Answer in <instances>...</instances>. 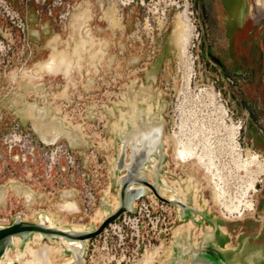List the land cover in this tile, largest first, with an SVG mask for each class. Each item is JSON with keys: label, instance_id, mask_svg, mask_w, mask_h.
I'll return each mask as SVG.
<instances>
[{"label": "rangeland", "instance_id": "rangeland-1", "mask_svg": "<svg viewBox=\"0 0 264 264\" xmlns=\"http://www.w3.org/2000/svg\"><path fill=\"white\" fill-rule=\"evenodd\" d=\"M249 1L241 28L247 0H0V226L48 216L42 223L50 226L97 227L117 204L114 162L133 115L165 124L163 196L178 191L228 220L264 217V0ZM83 17L82 35L75 25ZM53 40L58 54L76 46L70 65L42 71V63L57 66ZM28 119L45 142L60 139L46 146ZM15 132L25 142L11 152L4 138ZM33 145L69 151L76 167L58 154L50 177L44 154L23 161L22 149ZM38 236L17 239L1 264H30L31 249L50 248L49 264L71 262L60 240ZM173 237L135 253L103 249L97 238L82 264H167Z\"/></svg>", "mask_w": 264, "mask_h": 264}, {"label": "water", "instance_id": "water-1", "mask_svg": "<svg viewBox=\"0 0 264 264\" xmlns=\"http://www.w3.org/2000/svg\"><path fill=\"white\" fill-rule=\"evenodd\" d=\"M41 112L43 113L44 111L41 110ZM29 121L35 127L33 120L30 119ZM35 130L41 137V128L37 129L35 127ZM59 133L57 132L56 134ZM56 134L49 136L50 139L57 138ZM60 134V137L67 136L64 132ZM41 140L46 146L53 145L58 141L47 143L42 137ZM120 142L119 153L114 162L115 171L118 174L115 179L117 204L114 210L105 216L97 227L85 229H67L54 223L53 226H50L49 222L42 223V219L48 216H40L36 222H29L22 217H17L12 224L0 226V264L7 256L8 250L15 246L17 239L26 240L35 234L43 239L57 238L60 240L61 247L71 254L70 259L74 263L82 264L88 244L92 240L97 239L109 223L118 220L123 212L134 213L136 201L150 196H154L159 202L177 207L179 212L176 217L177 222L185 221L188 224L191 221L195 228L201 227V224L195 219L196 216L201 214L198 208L178 195L175 198L163 196L161 173L165 171L164 162L166 157L164 152V122L157 118H146V116L140 115L137 121L136 119L134 120L133 126L127 128L126 132L120 137ZM4 197L5 191L0 190V204L4 201ZM222 217L225 218L224 216ZM173 220L174 223L168 236L172 234L176 223L175 218ZM194 232V229H192L191 237H186V239L183 234L174 235V252L167 264H226L210 255L206 250L204 240L195 238ZM161 236L163 237L164 235ZM61 239L68 241L70 244L79 243L82 248H80V251L74 252L72 249L66 248Z\"/></svg>", "mask_w": 264, "mask_h": 264}, {"label": "crops", "instance_id": "crops-1", "mask_svg": "<svg viewBox=\"0 0 264 264\" xmlns=\"http://www.w3.org/2000/svg\"><path fill=\"white\" fill-rule=\"evenodd\" d=\"M251 9L252 6L249 1V8L244 24H246L250 18ZM110 17L111 13L107 11L104 14V19L108 20ZM81 19L82 18L78 20L75 28L80 29L83 35L85 22L82 23ZM225 35L227 37L226 45L229 48L232 42L228 38L229 34L226 32V28ZM89 42L90 40L87 41L86 44ZM51 52V57L55 56V58L59 60L60 65L62 64V67L70 65L69 53L67 55V60H65V58H62L61 54L57 53L58 51L51 49ZM211 57L220 68L225 67V64L220 61L217 56L211 53ZM198 209L201 214L196 216L195 219L201 224V227L195 228L193 224H191V221L188 224L185 221H180L183 223H180L178 232L173 230L174 235L183 234L186 239V237H191V231L194 229V237L198 239L202 238L204 240L203 242H205L207 252L218 261L225 262L226 264H264V217H260V219L255 218L233 221L223 218L212 207L208 208V206L202 207L199 205ZM176 220L177 218H175V222H177ZM160 238H162V236H159V239Z\"/></svg>", "mask_w": 264, "mask_h": 264}, {"label": "built area", "instance_id": "built-area-1", "mask_svg": "<svg viewBox=\"0 0 264 264\" xmlns=\"http://www.w3.org/2000/svg\"><path fill=\"white\" fill-rule=\"evenodd\" d=\"M17 142H25L22 132L9 134L4 138V144L7 145L12 152ZM22 159L24 162H34L38 155H45L50 160L48 167V175L51 177V172L56 163L59 161L57 157H63L67 167L75 168L76 163L74 157L69 151L46 150V147L28 146L26 150L22 149ZM225 215V214H224ZM174 220L173 216L167 209L161 206L155 210L149 201L142 198L135 203V212H123L118 220L109 223L100 234L99 241L103 249L118 248L120 250L127 246L132 247L135 253L141 248H146L152 244L154 238L161 235L168 236L172 229ZM95 240L90 242L91 246Z\"/></svg>", "mask_w": 264, "mask_h": 264}, {"label": "bare ground", "instance_id": "bare-ground-1", "mask_svg": "<svg viewBox=\"0 0 264 264\" xmlns=\"http://www.w3.org/2000/svg\"><path fill=\"white\" fill-rule=\"evenodd\" d=\"M248 8H249V0H247V6L244 7V9L242 10V12H241V14L239 16L240 27L244 24V20H245V17L247 15ZM86 20H87V17L81 19L82 23H84ZM84 33H86V30H84L83 34ZM58 44H59L58 40H53L52 42L49 43V47L52 50H54V51H58ZM75 47H76L75 45L73 46V44H71V45H69L68 48L67 47L63 48V50L60 53L62 58H65V60H67V55H68V53L71 52V48H75ZM86 48H88V47H86ZM52 59L57 64V66L45 65L44 63H42V64H40V66H38V68H41L42 71L43 70H46V71H49V72L52 71V70L58 71L62 67L61 66L62 64L60 65L59 60L57 58H55V56H53ZM133 117H134L133 119L135 120V116L134 115H133ZM44 133H45L44 135L46 137H49L51 135V133L47 132V131L44 132ZM172 192H173L172 196L174 198L176 197L177 194H179L178 191L172 190ZM250 207H252V206H250ZM52 226H53V224H52ZM62 242L65 244L66 248L72 249V251H74V252L80 251V248H82V246L79 243L70 244L68 241H64V240H62ZM30 253L32 254V257H33V260L30 261V264H49V262L47 261V258H49L51 261H53V258L55 256V249H51V248L50 249H45V250H41L40 249L38 251H34L33 249H31ZM52 263H50V264H52ZM67 263H68V261H67ZM53 264H55V263H53ZM68 264H80V263H78V262L74 263V261L71 259V262H69Z\"/></svg>", "mask_w": 264, "mask_h": 264}, {"label": "flooded vegetation", "instance_id": "flooded-vegetation-1", "mask_svg": "<svg viewBox=\"0 0 264 264\" xmlns=\"http://www.w3.org/2000/svg\"><path fill=\"white\" fill-rule=\"evenodd\" d=\"M168 212H169V210H168ZM170 213V212H169ZM171 214V213H170ZM171 216H173L172 214H171Z\"/></svg>", "mask_w": 264, "mask_h": 264}]
</instances>
